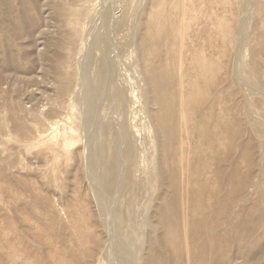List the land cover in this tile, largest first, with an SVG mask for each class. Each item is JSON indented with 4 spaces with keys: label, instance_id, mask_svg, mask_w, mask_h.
<instances>
[{
    "label": "rangeland",
    "instance_id": "374dc122",
    "mask_svg": "<svg viewBox=\"0 0 264 264\" xmlns=\"http://www.w3.org/2000/svg\"><path fill=\"white\" fill-rule=\"evenodd\" d=\"M160 1L0 0V264H264V0Z\"/></svg>",
    "mask_w": 264,
    "mask_h": 264
},
{
    "label": "bare ground",
    "instance_id": "6f19581e",
    "mask_svg": "<svg viewBox=\"0 0 264 264\" xmlns=\"http://www.w3.org/2000/svg\"><path fill=\"white\" fill-rule=\"evenodd\" d=\"M162 1V0H161ZM161 1H160V5L162 4L163 5V3H161ZM191 0H171V2H169V5H170V7H169V14H172V19H173V27H174V31H175V35H176V39H177V43H176V46H175V48L177 49V51L179 52V53H177L178 55L180 54V51H181V40L183 39L182 38V36H183V33H184V24H183V20L185 19V18H187V20H189L190 21V16L188 17V14H187V12H186V10H185V5L187 4V2H190ZM160 5H158V2H155V9L154 10H156V18L158 19V21L160 20V18L158 17V15H157V11L159 10V7H162V9L164 8L162 5L160 6ZM154 7V6H153ZM162 11H164V10H162ZM166 11V10H165ZM171 12V13H170ZM159 13V12H158ZM162 13V12H161ZM163 13H165V12H163ZM167 13H168V11H167ZM154 15V16H155ZM165 18H167V17H165ZM156 21V20H155ZM154 22V20L152 21V23ZM154 24V23H153ZM161 25V24H160ZM187 26V25H186ZM155 27V26H154ZM156 30V29H155ZM174 33V32H173ZM156 34V33H155ZM151 39V38H150ZM158 42V41H157ZM154 49V48H153ZM152 49V50H153ZM176 49H175V51H176ZM177 56V55H176ZM180 56V55H179ZM199 60V59H198ZM197 63V65H198V62H196ZM183 81V80H182ZM152 82H153V80H152ZM180 82V81H179ZM192 88V87H191ZM190 88V89H191ZM194 88H196V87H194ZM179 90H180V88H179ZM192 91V90H191ZM193 91H194V89H193ZM196 91V90H195ZM93 96V95H92ZM94 98V97H93ZM91 99V98H90ZM177 99V98H176ZM185 99V98H184ZM190 99H192V96H191V98ZM190 99H188V100H190ZM194 99V98H193ZM184 101V100H183ZM186 103V102H185ZM176 104L178 105V103L176 102ZM168 105V104H167ZM176 105V106H177ZM180 105V104H179ZM166 106V105H165ZM175 106V107H176ZM92 108V107H91ZM169 109V108H168ZM177 109V108H176ZM173 113V112H172ZM157 118V117H156ZM158 118H159V116H158ZM162 118H164V116L162 117ZM186 118V117H185ZM167 119V118H166ZM166 119H165V121H166ZM163 120V119H162ZM161 120V121H162ZM158 121V120H157ZM164 121V120H163ZM159 122V121H158ZM108 131V130H107ZM51 134V133H50ZM55 134V133H54ZM53 138V137H52ZM60 139V138H59ZM63 139V138H62ZM53 140H54V138H53ZM54 142H55V140H54ZM72 141H70L69 143H71ZM60 143V142H59ZM58 143V144H59ZM62 145V144H61ZM97 147H98V145H97ZM100 160V159H99ZM111 171V170H110ZM107 174H109L110 175V173H109V171H108V173ZM109 175H107V176H109ZM111 176V175H110ZM109 176V177H110ZM102 192V191H101ZM194 199V198H193ZM197 203V202H196ZM195 203V204H196ZM184 224V223H183ZM187 226V225H186ZM181 227H183V226H181ZM73 228V227H72ZM79 229V228H78ZM185 229V226L183 227V230ZM85 231V230H84ZM83 232V229H82V227L80 226V230L78 231V235H79V237L80 236H82V237H84L85 236V234H83L82 233ZM76 233V232H75ZM85 233V232H84ZM87 233V232H86ZM186 233V232H185ZM87 236V235H86ZM85 236V237H86ZM183 236V235H182ZM182 239V238H181ZM93 241V240H92ZM184 241V240H183ZM184 245V244H183Z\"/></svg>",
    "mask_w": 264,
    "mask_h": 264
}]
</instances>
